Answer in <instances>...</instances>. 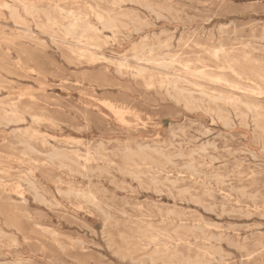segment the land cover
<instances>
[{"label": "rangeland", "instance_id": "obj_1", "mask_svg": "<svg viewBox=\"0 0 264 264\" xmlns=\"http://www.w3.org/2000/svg\"><path fill=\"white\" fill-rule=\"evenodd\" d=\"M31 2L0 0V264H264V0Z\"/></svg>", "mask_w": 264, "mask_h": 264}, {"label": "bare ground", "instance_id": "obj_2", "mask_svg": "<svg viewBox=\"0 0 264 264\" xmlns=\"http://www.w3.org/2000/svg\"><path fill=\"white\" fill-rule=\"evenodd\" d=\"M16 3H18V5H20L22 8H23V11H25L26 13L32 15L34 14L35 12V9H36V6L33 2H31V0H15ZM34 1V0H33ZM60 1V0H59ZM9 4V3H8ZM5 5V4H4ZM90 5V3H89ZM92 8V7H91ZM92 10V9H91ZM12 12L14 14H16V16L19 15V9L17 8V6L15 7H12ZM68 17L70 18V20L68 21V23L65 24V27H64V31L67 35H71L73 38H75L76 40H78L79 42H85V44H88V45H95V46H98V44H100V41H101V38H102V30L100 27H102V29H105V28H111L114 26V19H112L111 17L109 16H105L104 14L102 13H99L97 15V20H98V23L100 24V26H97V25H94L93 23H91L90 21H88L86 19V15L82 12V11H69L68 13ZM223 25V24H222ZM138 31V30H137ZM21 35V34H20ZM26 36V35H24ZM29 38V36H28ZM166 43V42H165ZM153 47V46H152ZM152 50V49H150ZM149 50V51H150ZM169 54V53H167ZM166 54V56H167ZM158 56V55H157ZM161 57V55H160ZM163 57V56H162ZM177 57V56H176ZM145 58L147 57H144V56H138V59H141V60H144ZM117 60V59H116ZM147 60H149V57L147 58ZM151 60V59H150ZM172 62V61H171ZM175 62V61H174ZM119 63V61H118ZM121 64V62H120ZM162 64H165V63H158V66L159 65H162ZM167 65V63H166ZM171 65V63H170ZM168 65V66H170ZM173 65V63H172ZM188 65V64H187ZM190 65V64H189ZM187 67V66H186ZM185 67V68H186ZM229 68V66H228ZM27 71L29 69H26ZM33 71V68L31 69ZM29 70V71H31ZM143 70H139V72H142ZM35 72V71H34ZM194 72V71H192ZM233 73V72H232ZM197 74V73H196ZM39 75V74H38ZM252 76H254L256 78V80L258 82H262L264 83V74L262 72H259V71H254L252 72ZM241 77V76H240ZM200 79V78H199ZM218 79H225L223 77H219ZM181 80V79H180ZM175 82V81H174ZM253 82V81H252ZM175 85V84H174ZM178 87V86H176ZM177 89V88H176ZM181 89V87H180ZM184 90V88H183ZM187 91V89H185ZM181 91V90H180ZM190 90H188L189 92ZM193 91V90H192ZM261 91V90H260ZM184 92V91H183ZM194 92V91H193ZM197 92V91H196ZM185 93V92H184ZM200 93V92H199ZM202 93V92H201ZM186 94V93H185ZM191 94V92H190ZM204 94V93H203ZM204 95H207V93H205ZM207 96H210V95H207ZM215 97V96H214ZM33 98V97H31ZM185 98V97H184ZM192 98V97H191ZM217 98L219 99H225V100H228L230 101L231 103H234V104H237L238 102H240L241 100L239 98H236V97H233V96H230V95H224V94H221L219 96H217ZM194 99V98H193ZM186 101V100H185ZM14 101H12L13 103ZM108 102V101H107ZM186 103V102H185ZM13 105V104H12ZM17 105V104H16ZM247 105L249 107H253L255 106L254 104H251V103H247ZM14 107V106H13ZM200 108V107H199ZM210 115V114H209ZM117 116V115H116ZM35 117V116H33ZM3 119V118H1ZM10 120V119H9ZM9 120H6V121H9ZM47 120V119H46ZM211 120L212 117H211ZM5 121V119L3 120ZM24 121V120H23ZM125 121V119H124ZM11 122V120H10ZM20 122V121H19ZM22 122V121H21ZM15 130V129H14ZM172 130V129H171ZM18 131V129H17ZM36 131V130H35ZM173 134H174V131H173ZM253 135V134H252ZM34 137V135H33ZM57 139V138H56ZM253 139V138H252ZM80 140V139H79ZM73 141V140H72ZM263 142V141H262ZM20 143V142H19ZM44 144V143H43ZM52 145V144H51ZM203 149V148H202ZM204 150V149H203ZM207 151V150H206ZM87 158V157H86ZM21 160V159H20ZM19 160V161H20ZM88 160V159H87ZM29 171V170H28ZM32 171V170H31ZM27 176V175H26ZM30 184V183H29ZM5 185V184H4ZM17 186V185H16ZM24 188V187H23ZM17 190V189H16ZM58 191V190H57ZM58 193V192H57ZM61 193V192H60ZM76 193V192H75ZM20 194V193H19ZM23 194V193H21ZM107 221V220H106ZM108 236V235H107ZM113 243V242H112ZM155 243V242H154ZM114 247V246H113ZM119 247V245H118ZM120 251V250H119ZM128 251V250H127ZM129 252V251H128ZM118 253V252H117ZM159 253V252H158ZM120 254V253H119ZM201 257V256H200ZM205 257V256H204ZM20 263V262H19ZM22 263V262H21ZM17 264V263H16Z\"/></svg>", "mask_w": 264, "mask_h": 264}]
</instances>
